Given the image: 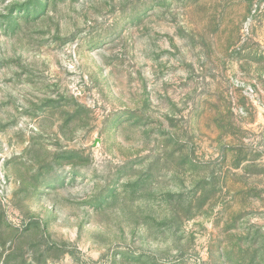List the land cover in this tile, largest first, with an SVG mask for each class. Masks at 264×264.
I'll list each match as a JSON object with an SVG mask.
<instances>
[{
    "label": "rangeland",
    "instance_id": "1",
    "mask_svg": "<svg viewBox=\"0 0 264 264\" xmlns=\"http://www.w3.org/2000/svg\"><path fill=\"white\" fill-rule=\"evenodd\" d=\"M0 264H264V0H0Z\"/></svg>",
    "mask_w": 264,
    "mask_h": 264
}]
</instances>
